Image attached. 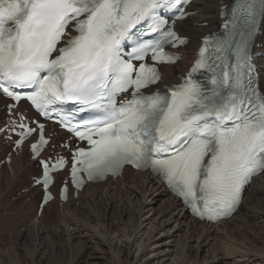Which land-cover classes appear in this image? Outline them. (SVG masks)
I'll list each match as a JSON object with an SVG mask.
<instances>
[{"label":"snow or ice","instance_id":"obj_1","mask_svg":"<svg viewBox=\"0 0 264 264\" xmlns=\"http://www.w3.org/2000/svg\"><path fill=\"white\" fill-rule=\"evenodd\" d=\"M188 3L0 0V94L30 102L38 115L55 112L87 145L70 162L61 157L51 168L42 162L45 187L66 164L78 187L81 172L93 179L124 164L151 167L197 215L212 219L233 211L243 186L264 173V93L253 86L248 51L264 0H236L239 19L224 36L206 38L184 82L161 92L152 87L160 80L154 65L172 62L165 47L185 40L160 12L183 19ZM201 68L210 73L205 83L193 79ZM69 103L74 123L59 115ZM34 132L39 156L48 144L44 125L22 135Z\"/></svg>","mask_w":264,"mask_h":264},{"label":"bare ground","instance_id":"obj_2","mask_svg":"<svg viewBox=\"0 0 264 264\" xmlns=\"http://www.w3.org/2000/svg\"><path fill=\"white\" fill-rule=\"evenodd\" d=\"M230 1L196 4L194 10L200 13L181 24L191 38L184 53L198 47L215 25L220 3ZM203 23L209 27H200ZM6 153L0 149V158ZM34 170L23 152L13 159L12 172L7 167L0 172V207L7 212L6 217L0 213V264H264V174L238 213L213 226L191 218L155 178L132 174L119 179V185L89 187L66 206L49 204L42 219H37V211L29 219L24 204L9 201L30 186ZM51 210L56 217L46 220Z\"/></svg>","mask_w":264,"mask_h":264},{"label":"rangeland","instance_id":"obj_3","mask_svg":"<svg viewBox=\"0 0 264 264\" xmlns=\"http://www.w3.org/2000/svg\"><path fill=\"white\" fill-rule=\"evenodd\" d=\"M18 178H16V180H17ZM29 185H30V181H29ZM29 188V187H28ZM8 191H9V189H7V191L6 192H4V196H7V193H8ZM19 193H20V191H18ZM15 193L14 194V196L10 199V201H9V203H11V204H17L18 203V205H19V207H21L22 206V204H24L25 205V207L23 206V211H24V213H26V217H28L29 219H32L33 217H34V214H35V212L37 211L36 209H35V205L37 204V202H38V199H36L35 200V202L32 204V203H29V201L28 200H26V199H24V198H19V193ZM3 196V197H4ZM14 202V203H13ZM34 206V207H33ZM3 208V206H1L0 207V213H1V215H2V213H3V216L4 217H6V213L7 212H5L6 210H4V209H2ZM3 211V212H2ZM5 212V213H4ZM49 212H50V214H49ZM30 213V214H29ZM55 214V210L54 211H48V213H46L45 214V219L46 220H49V219H53V218H55L56 217V215H54ZM43 216V215H42ZM48 217H49V219H48ZM38 219V218H37ZM40 219H42V217L40 218ZM24 230H25V227H23L22 229H21V231L22 232H24ZM9 237H11V234H9ZM0 250H2V247H0ZM1 254V253H0ZM2 259H4V260H2V261H8L6 258H2Z\"/></svg>","mask_w":264,"mask_h":264}]
</instances>
